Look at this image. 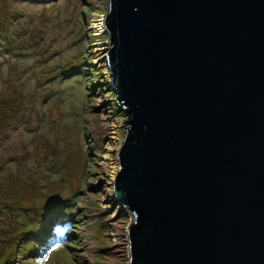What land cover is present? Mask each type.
<instances>
[{
    "label": "water",
    "instance_id": "1",
    "mask_svg": "<svg viewBox=\"0 0 264 264\" xmlns=\"http://www.w3.org/2000/svg\"><path fill=\"white\" fill-rule=\"evenodd\" d=\"M128 264H264V0H107Z\"/></svg>",
    "mask_w": 264,
    "mask_h": 264
},
{
    "label": "rangeland",
    "instance_id": "2",
    "mask_svg": "<svg viewBox=\"0 0 264 264\" xmlns=\"http://www.w3.org/2000/svg\"><path fill=\"white\" fill-rule=\"evenodd\" d=\"M107 5L0 0V264H128Z\"/></svg>",
    "mask_w": 264,
    "mask_h": 264
},
{
    "label": "bare ground",
    "instance_id": "3",
    "mask_svg": "<svg viewBox=\"0 0 264 264\" xmlns=\"http://www.w3.org/2000/svg\"><path fill=\"white\" fill-rule=\"evenodd\" d=\"M102 27H103V26H101V29L99 30V32H103V31H104V30H103L104 28H102ZM102 30H103V31H102Z\"/></svg>",
    "mask_w": 264,
    "mask_h": 264
},
{
    "label": "trees",
    "instance_id": "4",
    "mask_svg": "<svg viewBox=\"0 0 264 264\" xmlns=\"http://www.w3.org/2000/svg\"><path fill=\"white\" fill-rule=\"evenodd\" d=\"M54 203H52V205H53ZM47 208V207H46Z\"/></svg>",
    "mask_w": 264,
    "mask_h": 264
},
{
    "label": "built area",
    "instance_id": "5",
    "mask_svg": "<svg viewBox=\"0 0 264 264\" xmlns=\"http://www.w3.org/2000/svg\"><path fill=\"white\" fill-rule=\"evenodd\" d=\"M128 229V228H127Z\"/></svg>",
    "mask_w": 264,
    "mask_h": 264
}]
</instances>
